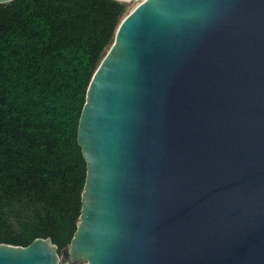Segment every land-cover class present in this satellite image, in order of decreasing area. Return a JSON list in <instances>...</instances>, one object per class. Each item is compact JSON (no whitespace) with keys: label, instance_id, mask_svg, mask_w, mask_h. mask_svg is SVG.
<instances>
[{"label":"water","instance_id":"95a60500","mask_svg":"<svg viewBox=\"0 0 264 264\" xmlns=\"http://www.w3.org/2000/svg\"><path fill=\"white\" fill-rule=\"evenodd\" d=\"M77 143L64 257L39 239L0 245V264H264V0L143 1L90 82Z\"/></svg>","mask_w":264,"mask_h":264},{"label":"trees","instance_id":"16d2710c","mask_svg":"<svg viewBox=\"0 0 264 264\" xmlns=\"http://www.w3.org/2000/svg\"><path fill=\"white\" fill-rule=\"evenodd\" d=\"M128 12L117 0L0 4V245L68 250L87 173L80 116Z\"/></svg>","mask_w":264,"mask_h":264},{"label":"rangeland","instance_id":"374dc122","mask_svg":"<svg viewBox=\"0 0 264 264\" xmlns=\"http://www.w3.org/2000/svg\"><path fill=\"white\" fill-rule=\"evenodd\" d=\"M143 0H128V1H122V3L126 4L129 8L128 14H130L132 11H134L140 4H142ZM67 250L63 253L62 258L64 257Z\"/></svg>","mask_w":264,"mask_h":264},{"label":"bare ground","instance_id":"6f19581e","mask_svg":"<svg viewBox=\"0 0 264 264\" xmlns=\"http://www.w3.org/2000/svg\"><path fill=\"white\" fill-rule=\"evenodd\" d=\"M143 1H145V0H143Z\"/></svg>","mask_w":264,"mask_h":264}]
</instances>
